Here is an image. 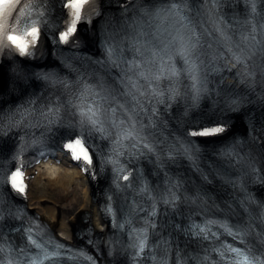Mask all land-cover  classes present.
Returning <instances> with one entry per match:
<instances>
[{"label": "snow or ice", "instance_id": "obj_1", "mask_svg": "<svg viewBox=\"0 0 264 264\" xmlns=\"http://www.w3.org/2000/svg\"><path fill=\"white\" fill-rule=\"evenodd\" d=\"M44 2V0H42ZM206 2L210 4H216L218 3V0H206ZM89 3L95 4L96 0H66V2H62V7H65L68 9L70 20L68 24L66 25L67 30L63 31L59 35V41L67 43L69 40V37L72 36L76 30H77V24L86 17L82 15V9L86 7ZM16 7V4L14 0H0V21H3V23H0V46H4L7 44V46H14L17 51H19L20 55H30V47L35 46L39 37V29L38 25L41 23L40 19H37L32 22L31 25H29L30 30H23V35H17L13 34V32H9L7 27V20L12 14L13 8ZM42 15V14H38ZM16 31H20V29H17ZM217 31H220L221 35L223 36L224 33L221 29L217 28ZM25 37H28V39H25ZM227 39V37H225ZM172 44L176 45V51L184 58V62L186 65V71L189 73V78L192 81L190 87L193 92V99L197 100L200 98V95L207 91L206 82L201 79L199 75V65L197 63L196 57L197 52L199 49V39L195 37V34L184 37V36H177L173 39ZM169 45H164V47L160 50H152L150 54V60L147 62H150L154 65H158L155 72H148L142 70V66L133 61L132 62V69L136 70L139 77L148 80L149 82L155 81L157 82V87L151 88V94L154 98L163 96V92L159 90V81L163 78H168L173 83L169 87L168 91L170 93V98H175L179 95L176 77H178L179 73L176 70V68L170 63L171 61V55L169 52ZM231 50V49H229ZM109 52V55H111L112 50L107 49ZM142 54V53H141ZM167 57V59H165ZM233 59L240 63L244 60V55L242 53L237 54L236 52L232 53ZM215 59V57H213ZM130 69V70H132ZM129 84L130 88L134 89L136 92L139 93L140 96H143L145 93L141 92L139 90V85L136 81L129 78ZM136 99V96L133 97ZM161 102V101H157ZM78 111L80 115V126L83 128L84 126H90L91 129L97 131V132H105L106 129L104 128V121L101 119V113L98 107H88L85 108L84 105H78ZM122 107V106H121ZM155 111V109H153ZM115 112V109H113V113ZM48 118L57 117L58 116V109H51L46 114ZM4 117L0 116V135L3 134V127H2V121ZM11 119V118H9ZM112 124L114 127H117L120 129L117 138L115 140V147L114 151L117 152V155L122 154V152H119L118 149L122 148L124 146V141H134L137 143H133V147H137L138 144H143L144 148H147L149 151L152 150L151 145L143 143L142 139L139 137L138 133L135 131L133 126H129L128 128H124L123 124L124 122L121 121L119 124L115 122V120L112 121ZM11 126V125H10ZM225 132L224 127H212L210 129H206L201 132H192L191 135L193 136H202V137H210L215 136L216 134H220ZM66 149L72 152L73 158L75 160H83L85 162V165H90L92 163L91 155L88 152V148L85 147L84 141L82 138L77 137L72 142H69L64 145ZM113 163H116V161H113ZM123 169H118V171H122ZM22 173L17 170L16 172L12 173V175L9 177V181L11 183L12 188L20 193L25 192V186L23 185L22 179ZM124 180H128L129 176L124 175L122 177ZM171 199L166 200V203L169 202H175L178 197L174 193L169 194ZM209 223H217L216 221H209ZM199 228V226H196ZM221 228H223L225 231H227L230 235H233L234 237H239V233H235L232 231L231 227L227 224H221ZM207 228H200L199 233L207 234L208 233ZM198 233V234H199ZM28 240L30 243L35 246L37 249H39V254L36 257L30 258V264H44L45 260H48L51 264L52 257L55 255V253H49L45 249V247L38 243L36 239H33V236L31 235V232H29ZM138 246L140 251L142 252L143 249L147 246L146 236L141 238L139 240ZM0 251H2V248H0ZM224 251L230 252L233 254V256L229 260V264H253V259H250L248 254L245 251H242L239 248H233L231 246H228L224 249ZM223 251L221 252V256H223ZM87 259L91 260L90 257H87ZM207 258L205 257V260ZM161 264H166V262H161ZM255 264H264V261L261 260H255Z\"/></svg>", "mask_w": 264, "mask_h": 264}, {"label": "bare ground", "instance_id": "obj_2", "mask_svg": "<svg viewBox=\"0 0 264 264\" xmlns=\"http://www.w3.org/2000/svg\"><path fill=\"white\" fill-rule=\"evenodd\" d=\"M50 60L47 58L45 62ZM27 178L30 186L26 206L38 213L57 236L69 242L86 224L94 231L105 228L97 202L91 196L90 182L66 156H60L58 161L46 158L37 162L30 168ZM183 178L189 177L183 174Z\"/></svg>", "mask_w": 264, "mask_h": 264}]
</instances>
